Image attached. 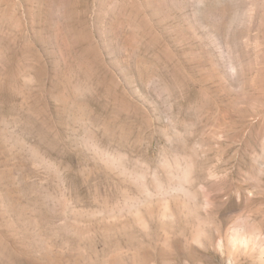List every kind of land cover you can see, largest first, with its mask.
<instances>
[{
	"label": "rangeland",
	"instance_id": "1",
	"mask_svg": "<svg viewBox=\"0 0 264 264\" xmlns=\"http://www.w3.org/2000/svg\"><path fill=\"white\" fill-rule=\"evenodd\" d=\"M0 264H264V0H0Z\"/></svg>",
	"mask_w": 264,
	"mask_h": 264
}]
</instances>
